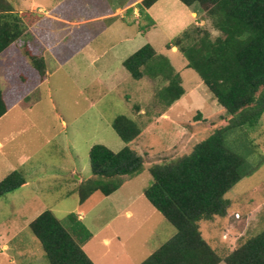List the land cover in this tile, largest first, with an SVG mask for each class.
I'll return each instance as SVG.
<instances>
[{
  "label": "rangeland",
  "instance_id": "rangeland-1",
  "mask_svg": "<svg viewBox=\"0 0 264 264\" xmlns=\"http://www.w3.org/2000/svg\"><path fill=\"white\" fill-rule=\"evenodd\" d=\"M9 1L16 12L34 9L41 19L44 10L62 0ZM105 1L119 14L130 0ZM173 2L164 5L172 20L153 12L157 24L144 35L120 20L91 24L93 37L77 55L71 48L70 32L63 31V58L54 60L52 51L47 52L45 79L24 53L22 42L14 47L18 65L27 69L26 74L18 69L9 76L16 87L8 98L15 95L20 101L9 102L0 119V181L21 170L27 184L0 199V264H49L29 229V223L47 210L67 230L77 217L92 233L82 246L95 264H141L175 236L176 229L144 196L152 182L149 169L154 163L188 155L215 129L225 126L229 116L199 75L187 68L177 48L167 49L192 22L175 24L187 6ZM203 20L197 27L218 36L209 17ZM84 27L69 28L79 31ZM146 44L154 47L158 57L167 58L181 77L185 94L170 108L157 97L168 84L166 80H135L123 66L124 60ZM4 66L0 64V72ZM121 115L142 130L130 144L112 126ZM97 144L114 152L129 146L144 158L145 167L111 198L97 192L81 203L78 189L82 181L93 177L89 153ZM225 144L245 160L244 177L225 195L230 201L227 216L199 223L204 239L222 258L264 230V113L254 127L228 132ZM133 198L136 203L130 204ZM128 210L132 217H127ZM118 212L120 217L114 222Z\"/></svg>",
  "mask_w": 264,
  "mask_h": 264
},
{
  "label": "trees",
  "instance_id": "trees-1",
  "mask_svg": "<svg viewBox=\"0 0 264 264\" xmlns=\"http://www.w3.org/2000/svg\"><path fill=\"white\" fill-rule=\"evenodd\" d=\"M158 1H139L126 11L124 22L137 24L139 31L146 34L156 25L149 9ZM179 1L188 7L198 4L219 35L193 25L175 37L167 49L177 48L187 68L199 75L229 119L188 155L150 167L152 182L144 196L177 232L141 264H264V230L222 258L204 239L199 225L203 220L227 216L230 201L225 195L244 177L245 160L227 148L226 134L254 127L264 113V0ZM135 9L140 14L138 18L134 16ZM39 20L38 13L16 12L9 0H0V60L11 45L24 41L29 28ZM23 50L45 79V57L33 53L26 44ZM123 66L135 80H166L168 84L157 97L167 108L185 94L180 75L167 58L158 57L151 44L124 60ZM7 111L0 85V119ZM112 126L126 144L142 134L140 126L124 115L118 116ZM89 158L93 177L79 186L81 203L97 192L104 197L112 195L145 167L144 158L129 146L114 152L97 144L90 149ZM26 184L21 170L11 172L0 181V199ZM72 221V229L67 230L47 210L29 223L49 264H95L82 247L92 233L77 217Z\"/></svg>",
  "mask_w": 264,
  "mask_h": 264
},
{
  "label": "crops",
  "instance_id": "crops-1",
  "mask_svg": "<svg viewBox=\"0 0 264 264\" xmlns=\"http://www.w3.org/2000/svg\"><path fill=\"white\" fill-rule=\"evenodd\" d=\"M139 1L141 0H130L123 6L119 14H115L105 0H70L69 2L67 0H62L51 10L43 11L46 12L45 15H43V17L41 16L42 18L36 24L29 28V35L24 39L22 44L28 45L33 53L43 55L45 59L47 52L52 51V58L56 60L63 58L61 56L63 55L64 47L66 45V42L61 41V35L63 31L65 34H68V32H70L69 35L71 37L72 44L71 48L75 52L74 55H77L88 45L93 37V27L90 26L91 24L99 23L101 21H113L112 23L116 24V20H120L121 22L126 24L123 20V18L126 16V11L130 8H134ZM173 1L174 0H159L149 9V14L155 22L158 18L153 14V12H155L156 15H162L163 19L165 18L170 21L169 19H171L172 14L166 13L167 10L164 5L172 4L174 3ZM33 10L34 9H32V11ZM182 11L183 14L181 13V17L177 19V22L175 23L177 26H184L186 24L185 22H187V20L189 19H191L192 22L187 26V28L193 25L200 26L205 22V20H203V16H205L206 14L200 9L198 4H194L190 7L187 6V8H183ZM134 16L135 18H138L140 16L137 9L134 10ZM65 26H67L69 30L67 28H64L62 30V28ZM71 26L75 28L81 26L86 27L80 29L79 31H75V29L69 28ZM127 26L135 27L137 29L135 30V32L137 31L138 34H142L139 31L137 24ZM15 46L16 44L11 45L6 56L0 60V64H5V69L0 72V85L4 92L5 102L8 108L9 102L11 104H15L16 101H20L19 99H16L15 95H13V99L9 100L8 98L12 92L14 93V88L16 87V84H14L15 81L9 78L10 73L13 71H17L18 69L25 73L27 69L26 67L18 65L17 57H15V55L13 54V49ZM3 72H5L4 76L2 74ZM1 81L4 82V87H2ZM117 192L118 191H116L115 193ZM115 193L106 198H111ZM135 203L136 199H130V204ZM115 211L119 210L115 209ZM126 214L127 217H132V213L130 212V210H128ZM118 217H120V212H118V214L114 218H112L113 221L115 222ZM80 219H82V217H80ZM105 242L107 245H110V239H106Z\"/></svg>",
  "mask_w": 264,
  "mask_h": 264
}]
</instances>
